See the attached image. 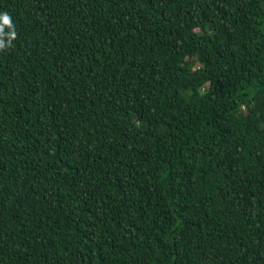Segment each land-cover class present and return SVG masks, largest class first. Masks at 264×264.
<instances>
[{
  "label": "trees",
  "instance_id": "16d2710c",
  "mask_svg": "<svg viewBox=\"0 0 264 264\" xmlns=\"http://www.w3.org/2000/svg\"><path fill=\"white\" fill-rule=\"evenodd\" d=\"M0 12V264H264V0Z\"/></svg>",
  "mask_w": 264,
  "mask_h": 264
},
{
  "label": "clouds",
  "instance_id": "9594fccd",
  "mask_svg": "<svg viewBox=\"0 0 264 264\" xmlns=\"http://www.w3.org/2000/svg\"><path fill=\"white\" fill-rule=\"evenodd\" d=\"M17 39V32L8 12H0V52L11 49L13 41Z\"/></svg>",
  "mask_w": 264,
  "mask_h": 264
}]
</instances>
